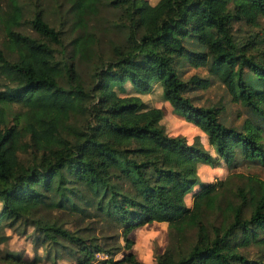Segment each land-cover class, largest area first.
<instances>
[{"label": "trees", "instance_id": "16d2710c", "mask_svg": "<svg viewBox=\"0 0 264 264\" xmlns=\"http://www.w3.org/2000/svg\"><path fill=\"white\" fill-rule=\"evenodd\" d=\"M47 1L0 0V245L9 240L5 228L24 235L31 227L34 252L48 244L74 264L98 254L99 264H142L130 233L164 222L166 244L154 264H264V179L237 174L241 184L230 192V176L196 177L200 164L221 161L230 171L237 158L264 166V50H255L254 35L239 40L232 31L237 22L257 27L264 0ZM23 4L33 6L35 37L17 30ZM183 66L205 68L244 107L238 127L220 120V107L192 102L186 93L209 80H183ZM154 83L215 155L198 138L166 133L162 110L141 98ZM129 139L162 140L194 177L179 188L180 172L155 168L152 183L143 174L148 161L127 156ZM23 255L0 248V264L40 261Z\"/></svg>", "mask_w": 264, "mask_h": 264}, {"label": "rangeland", "instance_id": "374dc122", "mask_svg": "<svg viewBox=\"0 0 264 264\" xmlns=\"http://www.w3.org/2000/svg\"><path fill=\"white\" fill-rule=\"evenodd\" d=\"M151 1V0H148ZM50 8L53 7V2L48 0L45 2ZM25 6L24 11V22L17 29L18 31L35 37L36 34L31 29L29 25V20L33 14V6ZM49 25L58 28V23L55 19L46 17ZM232 31L237 39H246L253 36L258 39V45L256 46V51L264 50V20H259V25L257 27H250L243 22H237L233 24ZM2 35L0 33V49H1ZM66 43V41H63ZM55 50L59 47L55 44H51ZM104 50V47H101ZM68 50V48L66 49ZM57 58L62 55L55 53ZM76 71L78 75L86 81L88 68L86 63L80 62V64H75ZM180 76L183 80H187L191 75H196L200 78H207L209 80V85L205 89H192L186 93L188 97L191 98L192 102L198 106H216L222 109L220 113V120L225 125L238 127L243 118L247 116L244 107L239 104L232 103L229 100V96L226 93L224 87L221 83L208 75L205 68L191 69L187 66H183L179 71ZM5 85V80L0 76V90H3ZM126 90H130L128 84L125 85ZM142 100L147 105H153L160 108L163 112L162 124L165 128L166 133L169 136H183L187 143H191L194 138H198L203 148H205L211 155H215L213 150L207 145L205 135L200 132L196 127L188 122H185L182 118L174 115L171 108L167 102H163L160 96L159 85L154 83L153 90L149 94L141 96ZM162 140L140 142L134 139L128 140L127 146V156L133 160H147L148 163L143 167V174L147 180L154 182L155 179V168H170L172 170L180 172L178 176V186L179 188H184L189 180H192L194 175L190 172V167L187 162H178L177 155L175 153H167L162 148ZM147 148L149 152L142 154L139 152L140 149ZM235 167L227 171L225 165L220 161V166L215 168H210L208 165L201 166L197 169L196 177L198 181L203 182H213L215 180H223L230 176L228 185L230 192H232L236 187L240 186L242 178L237 177L240 175H253L260 179H264V166L258 163H246L240 158L236 159ZM207 166V167H206ZM209 167V168H208ZM233 174V175H231ZM153 180V181H152ZM163 179L160 180L162 182ZM185 204L190 206L191 200L189 194L184 197ZM70 227V225H67ZM14 229H4V232L9 234V240L0 245L2 250H9L12 252H23L25 258L31 257L33 254L39 255L38 264H74L73 261L67 256V254L62 250H56L48 244H43L42 247L38 248L36 252L32 249L31 234L32 228L27 227L25 234H19L20 228ZM130 238H132L134 244L131 251L135 254L137 260L142 262V264H154V253L161 252L166 244V225L164 223L152 222L144 226L134 229L130 233ZM121 241V240H120ZM254 248L250 247L249 251L254 252ZM33 251V253H32ZM123 251L115 256L116 259L120 258ZM105 259L102 254L95 256L91 264H99L101 260Z\"/></svg>", "mask_w": 264, "mask_h": 264}, {"label": "crops", "instance_id": "0c3cea01", "mask_svg": "<svg viewBox=\"0 0 264 264\" xmlns=\"http://www.w3.org/2000/svg\"><path fill=\"white\" fill-rule=\"evenodd\" d=\"M220 162L218 163V164H216V165H214V166H210V168H215V167H219L220 165ZM201 166H204V164H200V165H198L197 166V168H196V172H197V169L199 168V167H201ZM207 167V166H206ZM209 168V167H208ZM199 182H202V183H208V182H203V181H199ZM198 189V185H195V186H193L192 187V189L190 190V192H188L187 194H189V198H190V200H191V193L192 192H194V191H196ZM186 196V195H185ZM184 196V197H185ZM191 204V203H190ZM187 205V204H186ZM187 206H189V205H187ZM158 223H164V222H158ZM165 224V223H164ZM166 225V224H165ZM142 263V262H141Z\"/></svg>", "mask_w": 264, "mask_h": 264}]
</instances>
